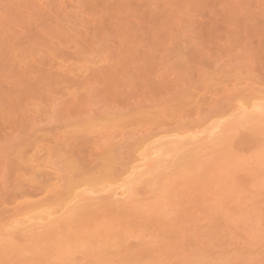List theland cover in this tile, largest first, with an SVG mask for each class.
<instances>
[{"label":"rangeland","instance_id":"374dc122","mask_svg":"<svg viewBox=\"0 0 264 264\" xmlns=\"http://www.w3.org/2000/svg\"><path fill=\"white\" fill-rule=\"evenodd\" d=\"M242 90L264 92V0H0V228L4 219L18 217L19 210L29 203L61 202L57 192L67 188L68 178L79 181L83 174L97 173L99 164L112 155L115 174L122 172L119 175L127 178L122 169L133 165L137 140L148 134L167 140L188 132L186 129L190 132L204 127L205 120L209 124L226 111L229 95ZM246 127L235 132L230 150L240 158H253L258 144H264V134ZM203 153L208 154V149ZM203 153L201 156L209 157ZM65 158L76 161L73 172L64 166ZM252 160L248 164L255 168L258 163ZM192 172L185 173L189 174L186 180L185 176L174 179L183 180L180 185L178 180V184L173 182L179 187L172 189L169 200L175 203L163 206L170 218L162 210V216L157 213L152 221L155 214L132 210L140 200L153 201L142 181L135 187L138 198L136 194L130 198L132 202H117L122 205L119 207L128 204L127 210L111 202V190L82 200V205L96 201L88 205L92 211L86 213V219L101 222L102 218L118 225L120 242L114 243L116 248L112 243L106 245L109 239L104 246L105 251L109 249L107 254L93 244L81 245L80 250L71 244L70 249L72 246L76 251L69 254L68 261L63 258L62 264L70 260L69 264H264V181L255 186L257 183L245 181L246 170L236 173L238 187H247V194L252 191L256 198L244 199V205L238 203L240 209L234 208L249 216L257 211L253 216L262 221L259 229L263 232L256 228L262 237L252 228L249 232L256 219L245 220V224L240 220L241 224L235 225L236 218L232 220L235 227L228 222L233 217L230 215L224 223L227 216L219 212L226 209L227 215V210H235V197L232 200L230 196L227 207L222 204L225 208L220 206L222 210L216 211L214 198L220 193L215 195L209 189L213 179L201 180ZM190 174H195L194 178ZM196 179L201 185L205 181L204 190H197V184L202 187ZM192 189L194 195L189 194ZM204 194L208 199L211 195L214 207L205 197L203 200ZM206 207L218 214L210 216L207 209L204 213ZM139 214L148 218H139ZM23 233L13 238L21 248L29 241V235ZM94 248L102 254H94ZM26 249H20L19 257V248L12 258L8 254L4 264H47V259L48 264H61L57 258V262H50L55 257L49 256L51 251L46 260L41 255L38 260V255L36 259ZM130 253L133 259H127Z\"/></svg>","mask_w":264,"mask_h":264},{"label":"bare ground","instance_id":"6f19581e","mask_svg":"<svg viewBox=\"0 0 264 264\" xmlns=\"http://www.w3.org/2000/svg\"><path fill=\"white\" fill-rule=\"evenodd\" d=\"M228 98H229L228 103L226 102V104H227L226 109H225L226 111L223 110V111H225L224 113L226 115L223 112L220 113L217 116V118L211 120L209 122V124H206L207 121L205 120L203 122L205 124L204 127L198 128L196 130L193 129V131H190V132H189V129H186L188 132L182 131V133H176L175 136L172 135L173 137H171V139H167V140H164L165 138L160 140L159 138L151 136L150 134H148L149 136L145 135L146 137L143 136V138H140L139 141L137 140L136 143L138 145L135 143V145L137 146L135 149V150H137V153H136L135 157H133V159H132V160H135L134 161L135 164L133 163V165L132 164L127 165L128 163L132 162V160L130 159V162H128L126 164L128 167L123 166L124 169H125V167H127L125 169V171H124V169H122L124 172L123 173L124 176H127V178L121 177V175H119L122 172L118 173L117 174L118 177H117V175L115 174L117 172L114 171L115 168L113 169V164L115 162V161L113 162V155L110 157L106 156L107 158H105L103 160L102 164L100 163L101 166L99 164V168H101V169H98L99 170L98 172L95 171L97 173H94V174L87 173L89 175L83 174L82 175L83 177L81 179L78 178V179H80L79 181H73V180H75V178L73 176V173H70L69 177L73 176L72 178H74V179L72 180L71 178H68L67 179L68 181L66 183L67 188H65V190H64V188H63V190L61 188L62 191L57 192V195L60 193V195L57 197H58V200L60 198L61 202L58 201L55 204L52 202L54 200L51 199V200H49V202H46V203L45 202H40V203L37 202V203H32V204L26 203L29 205V207H28V205L23 206L26 208L22 207L23 209L22 208L21 209L23 211L19 210V213H17L18 217H17V215H15L16 217L13 216V218L15 217L14 219H11L12 218L11 216H10L11 218L4 219L5 222L4 223L1 222V223H3L2 224L3 227L0 228L1 229V232H0V240H1V242H0V264H4V261H5L4 259H5V257L8 258V254H11L10 258H12V255H14V254L16 255L18 248H19V251H18L17 256L19 255L20 249L22 250V248L24 247L23 246L24 243L21 244L22 245V248H21L20 244H18V246H17V243L15 244V241H17V239H13V238H16V236L18 234H21L23 232H25L27 234L26 237H28V235H29L28 239L30 241V243H29V241L26 240L27 243H25L26 244L25 247L27 246L28 243L29 244H28V247H26L27 249L25 247L24 248L26 250H28L27 253H29V251L31 250L34 253V256L36 259H37L36 256L38 255V260L40 259V255L42 257H45V260H46L47 254L50 253L49 251H51L50 254H52V255H49V254L48 255L50 257L51 256L54 257V255H55V257H54V259L51 258V259H53V261H52L48 256V258L51 260L50 262L52 263V262H54V260L57 262V260H58V261H61L60 263L62 264V261H64L63 258H66V260H67V258H69L70 255L75 253L76 250H73V247L79 248V247H81V245H84L85 247H87V244H90V246H92L91 244H93V247L95 246V248H99L102 253L107 254V251L109 249L107 251H105L104 246L108 245L109 243H110L109 246H112L111 243L114 244V243L118 242V238L120 239V237H119L120 235L118 232H120V231H119V229H117L118 225L116 223H114L113 221H110V220L106 221V219L103 220L101 218V222L96 221L97 220L96 219L95 220L97 222L96 223L95 221L93 222V221L86 219V218H88L86 216V213L92 211L89 208V206L91 207V204L94 205L93 202H96V201H91L89 199L90 201L89 200L88 201L91 202V203H89L90 205L87 204L88 203L87 201L84 202V205H82V204H83L84 200H87L88 197L93 195L92 193H94L93 196H96V194L99 192H102V191L106 192L107 190L109 192L111 190V194H110V192L108 193V196H111L112 200L114 199V201H111V202L120 203L119 201H121V202L123 201V203L125 204V203H129L128 199L130 202H132L130 198H133V196L137 194L136 185L141 184L140 182L142 181L143 185H141V186L142 187H144V186L149 187L150 193L152 194L151 195L152 198H150V199L153 201L152 202L150 201L149 203H147L148 199L145 200L144 202H141V200H140V201H138V203L136 202V206L133 205L131 207L135 208L132 210H138L137 214L139 211H141L142 213L143 212L147 213V214H153V215L155 214L154 216L152 215L153 216L152 219L150 217L148 219V220L151 219L152 221H155L154 218H156L157 213H158L157 215H159L158 217L160 218V216H162L160 211L163 210V212H166V209H164L163 206L173 205L175 203L174 202L171 204L172 201L169 200V197L171 196L172 189L179 187V186H177V184L179 182H181V180H183V179H181V180L177 179L178 183H177V180L174 181V179L184 178L186 172L190 173L193 171L196 173V176H195V174H193L196 178L200 177L201 180H208V181L213 179L210 181L212 185L210 183H208V186L211 185L209 187V189H211V190L213 189L215 192V193L213 192V194H215V195H218L220 193L219 196H217V199L214 198L216 201L213 199L214 203L216 202L215 204H217V206L220 209L219 210L217 208V206H215L216 211H221L222 210L221 207L223 208L225 203H226V207H227V202L230 200V199L228 200V198H230V196H231V199H232V197L236 198L237 196H240L236 199L234 198V200H236V201H232V203L233 202L235 203L233 208L234 207L239 208L241 204L238 205V203H242V205H244V202H245L244 199H246L247 202L250 201V197H252L253 196L252 194H254V193H251L252 191H250L249 193H251L250 194L251 196H248L249 193L247 194L246 191H249V190H247L248 189L247 187L246 188L238 187L237 184L238 183L240 184V182L237 180L236 173L239 172L240 170H244V171L246 170V172H247L246 178L247 179L245 181H247V182L249 181V183H251V184H253V183L258 184L259 182H262V180L264 181V171H262V170H264V144H262V145L258 144L259 148L258 149L256 148L257 149L256 152L254 151V155H253L254 157L253 158L251 155L248 156L247 158L246 157L243 158L242 156L240 158L239 156L234 155L235 153H232V151L230 150V149H232L231 148V143H232L231 139L235 136L234 135L235 132L240 130V128H244L246 126H247L246 129L248 128V126L250 127V129L252 128V131H254V133L258 132V134L259 133L264 134V92L258 91V90H246V91L242 90L241 92L239 91V93H236V94L233 93L232 95H229ZM224 108H225V106H224ZM243 125H245V126L242 127ZM183 132H185V133H183ZM231 135H233V136H231ZM153 137L156 138V140H152V139H154ZM154 141H155V143H153ZM111 146H113V145H111ZM112 148L115 150L114 147H112ZM113 149H111L112 152H113ZM181 149H183V150H181ZM203 149H204V151L208 149L209 157L207 156L208 154L203 153ZM108 150L110 152V149H108ZM201 152L203 154H206L205 156H207V158H204L203 157L204 155L201 156ZM115 156H117V155L115 154ZM116 158L117 157H115L114 159H116ZM248 158H250V159H248ZM63 159H62V161H63ZM247 159L248 160L254 159V161L253 160L252 161L254 163H258V165L255 166V168L252 166L250 167L249 164L251 165L252 163L248 164V162H250V161H248ZM168 160H169V162L167 163L166 161H168ZM71 161L72 160H66V158H65V161H63V162H64V166L66 167V169L69 168V171L73 172V171H71V169H74L73 163L76 161H72V162ZM164 162H166L168 164V165H166V169H164V170L165 171L171 170L172 174L170 171H169L170 172V174H169V172L166 171V173H165V171L161 170L162 166L164 165ZM259 165H260V167H259ZM164 166H163V168H165ZM167 166H169L168 169H167ZM74 167H76V166H74ZM77 167H79V166L77 165ZM188 173H187V176L189 175ZM190 175L192 176V174H190ZM187 176H185V178H184L185 180H186ZM194 176H192V177L194 178ZM212 176H214V178H212ZM145 177H147V178H145ZM148 177H150V178H148ZM142 178H144V179H142ZM137 180H140L139 183ZM197 180L198 179H196V181ZM191 181H192V178H191ZM200 181H197V182L199 183ZM74 182H76V183H74ZM173 182L177 183V184H175L176 186L174 185ZM201 182H200V186L202 188H200L199 184H197L196 185L197 190L198 189L204 190L203 184L205 183V181L202 185H201ZM194 183H195V180H194ZM263 183L264 182H262L261 184H263ZM257 184L255 186H260V183H259V185H257ZM178 185H180V183ZM182 185L183 184L181 183V186ZM46 186H47L46 188H48V185H46ZM205 186L208 187L206 184H205ZM65 187H66V185H65ZM206 187H204V188H206ZM207 189H205V191ZM192 190H191V193H189V194L194 195V193L197 190H196V188H195L196 191L195 190L192 191ZM176 191L178 192L179 190H176ZM180 191H179V193H180ZM188 192H190V191H188ZM175 194H177V193H175ZM206 194H204V196L202 197L203 200H204V197ZM223 194H224V197L221 196ZM98 195H101V194L100 193L97 194V197H98ZM173 195H172V198H173ZM93 196H91V197L93 198ZM104 196H105V194H104ZM137 196H138V194L136 195V197ZM210 196H209V199H211ZM247 196L249 197V199H247L248 198ZM254 196H256V194H254ZM57 197L55 199H57ZM218 197L222 200H219ZM172 198H170V199L172 200ZM223 198H224V200H223ZM255 198L256 197H254V198L252 197L251 199L254 200ZM94 199H96V198H94ZM205 199L208 200L209 203L212 200V199L211 200L208 199V195H207V198L205 197ZM225 199L227 201H225ZM100 200H102V199H100ZM100 200H99V203L101 202ZM198 200H200V199H198ZM217 200H219V202L220 201L221 202L224 201V202L218 203ZM46 201H48V200H46ZM134 201H135V199H134ZM194 201H196V200H194ZM76 202L79 204V206L75 205ZM80 202H82V203L80 204ZM254 202H252V203L249 202V203H251V205H253ZM109 203H107V204L110 205ZM118 203L116 204L117 206H118ZM214 203L213 202L210 203V204H212L211 206L214 207V205H215ZM230 203H231V201H230ZM85 204H87V205H85ZM210 204H209V206H210ZM222 204H224V205H222ZM245 204H247V203H245ZM101 205H103V204H101ZM105 205L106 204H104V206ZM116 205H114V207ZM127 205H126V207L128 208ZM75 206H78V207H75ZM119 206H122V205L119 204ZM123 207H119V208H122L121 210L123 211V209L126 208V207H124V208ZM170 207H172V206H170ZM127 208H126V210H127ZM129 208H130V206H129ZM207 208L209 209V207H206L202 211L206 210ZM254 208H256V207H254ZM257 208L255 210H261V207H260V209L259 208L257 209ZM114 209H117V207ZM208 209L206 210V212L208 214L210 213V216H212L213 213L218 214L215 212H213V213L208 212L209 210L212 211L214 208L209 209V210ZM231 209H232V207H231ZM234 209L235 210L232 209L233 211L231 210L232 212H234V215H232L231 211H229L231 214H228L229 213L228 210H227V215H226L225 214L226 209L224 210L225 213L222 212L223 210L221 212H219L220 214L223 213V215L227 216V217L224 216L225 220L221 218L222 220H224V223L226 220L231 218L230 215L233 216L232 219L228 220V222L231 221V225H233V223H234V221L232 222V220L236 221V218L239 221L237 220L235 222V225H237V222H239L241 224L240 220L242 221L243 224H245L244 223L245 220L249 221V219H251V218L257 220L256 217L254 218L257 211L254 212L253 210H251L252 208L249 211H251V212L253 211L252 213H255V214H252L250 216L249 215H243L245 213H243L241 211L242 209L239 210L240 208L238 210H237V208H234ZM114 211L115 210H113V212ZM116 211H118V210H116ZM235 211L240 212V213H238L239 215H237L235 213ZM124 212H127V211L124 210ZM124 212H122V213H124ZM57 213L60 214L61 217ZM132 213H133V211H132ZM181 213L182 212L177 213V218L179 217L178 214L180 215ZM204 213H205V211H204ZM258 213H259V211H258ZM126 214H125V216H126ZM163 214H165V213H163ZM19 215L20 216L22 215V216L20 217ZM166 215H167V217L170 216L169 212L168 213L166 212ZM260 215L261 214H259V216ZM84 216H86V217H84ZM130 216H132V215H130ZM136 216L137 215H135V217ZM147 216L148 215H145V217H147ZM218 216L221 217L222 215H218ZM140 217L143 218L144 216H141V214H139V218ZM261 217L264 218L263 215ZM133 218H131V219L133 220ZM159 218H157V220H159ZM168 218H170V217H168ZM89 219H90V217H89ZM253 219H251V220H253ZM135 220H137V219H135ZM140 220L138 219V221L140 223L141 222L144 223V221H140ZM143 220H145V219H143ZM157 220H156V223H158ZM251 220H250V222H252ZM256 220H253L254 222L251 223L252 227L248 228L249 232H251L253 230H255L257 232H258V230L260 232H263V230L261 231L260 229L263 228L264 226L261 227L260 223L262 221H264V219L262 221L259 220L260 223L257 220V223H259V224L256 223ZM160 221H162L161 224H163L162 217H161ZM164 221L166 222L167 225L170 223V222H167V220H164ZM135 223H137V221H135ZM147 223H146V226H147ZM150 223H151V221H150ZM152 224H153V222H152ZM253 224L254 225L256 224L257 227H256V225L254 226ZM262 224H264V222ZM235 225H233V226H235ZM247 225L248 224H246V226ZM0 226H1V224H0ZM150 226H152V225L150 224ZM233 226L231 228H233ZM238 226H239V224H238ZM38 227H40L41 229H36ZM129 227H132V226H129ZM226 227H228V226H226ZM259 227H260V229H259ZM62 228H65V231H63ZM251 228H252V230H251ZM256 228L258 230H256ZM255 231H253V232H255ZM229 232H230V229H229ZM257 232H255V233L257 234ZM260 232H258V234H260ZM231 233H232V231H231ZM262 234H260V235L262 236ZM251 235H248V236H250V238H251ZM121 236H122V234H121ZM20 237H22V236H19L18 239ZM253 237H254V235H253ZM255 237H257V236H255ZM260 237H259V239H260ZM2 239H3V241H2ZM108 240L110 242H108ZM19 241H21V240L19 239ZM26 241H24V242H26ZM101 242H103V243H101ZM71 244H73L72 245L73 247L71 246L72 250L70 249ZM99 244L101 246H99ZM74 245H76V246H74ZM116 245H117V243H116ZM116 245L114 244V246L117 248ZM163 245H164V243H163ZM97 246H99V247H97ZM93 247H92V249H93ZM156 247H158V245ZM82 248H83V246H82ZM95 248H94V251H95ZM101 248H104L105 252H103L102 251L103 249H101ZM151 248L152 247H150V249ZM159 248H160V246H159ZM161 248H162V246H161ZM25 249L22 251H25ZM84 249L85 248H83V251H84ZM152 249H154V248H152ZM162 249L169 252L166 248L165 249L162 248ZM79 250H80V248H79ZM123 250H125V249H123ZM13 251H15V253H13ZM100 251H99V253H98V251H95L96 253H94V254H102ZM24 253L26 254V252H24ZM29 254H31V253H29ZM42 254H45V255H42ZM108 255L107 256L106 255H104V256L99 255V256L102 258L103 257L106 258V257H108ZM17 256H14V257L17 258ZM26 256H28V254ZM32 256L33 255H31V257ZM34 256L32 258H34ZM84 256H85V254H84ZM99 256H97V257H99ZM23 257H20V258L25 260V258H23ZM130 257H131V253H130L129 258L127 257V259H130ZM20 258H18V262H19ZM56 258H57V260H56ZM99 258H98V260H99ZM133 258H134V256L131 257V259H133ZM26 259L28 260V258H26ZM14 260L16 261L17 259H14ZM43 261H44V258H43ZM71 261H73V260H70V262ZM6 262L8 263V260ZM45 262H47V264H48L49 263L48 259ZM92 263H94V262H92ZM15 264H19V263H15ZM54 264H56V263H54ZM96 264H97V262H96Z\"/></svg>","mask_w":264,"mask_h":264}]
</instances>
